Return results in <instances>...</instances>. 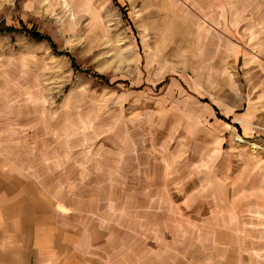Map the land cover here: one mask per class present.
<instances>
[{
  "label": "rangeland",
  "instance_id": "rangeland-1",
  "mask_svg": "<svg viewBox=\"0 0 264 264\" xmlns=\"http://www.w3.org/2000/svg\"><path fill=\"white\" fill-rule=\"evenodd\" d=\"M1 26L6 173L111 264H264V0H0Z\"/></svg>",
  "mask_w": 264,
  "mask_h": 264
},
{
  "label": "crops",
  "instance_id": "crops-1",
  "mask_svg": "<svg viewBox=\"0 0 264 264\" xmlns=\"http://www.w3.org/2000/svg\"><path fill=\"white\" fill-rule=\"evenodd\" d=\"M22 176L0 166V264H111L95 222L75 232L74 212Z\"/></svg>",
  "mask_w": 264,
  "mask_h": 264
},
{
  "label": "trees",
  "instance_id": "trees-1",
  "mask_svg": "<svg viewBox=\"0 0 264 264\" xmlns=\"http://www.w3.org/2000/svg\"><path fill=\"white\" fill-rule=\"evenodd\" d=\"M4 29H5V27L1 26L0 31H3ZM5 31L12 32V31H17V30L14 29V28H7ZM19 31L20 32H24L25 34L33 37L34 39H38V40L47 39V38L41 36L39 33L35 32L34 30H28L26 27H22ZM71 60L73 62L74 67L77 68L75 61L73 59H71ZM94 77L97 78V79H100V78L103 79V77L99 76L98 74H95Z\"/></svg>",
  "mask_w": 264,
  "mask_h": 264
}]
</instances>
